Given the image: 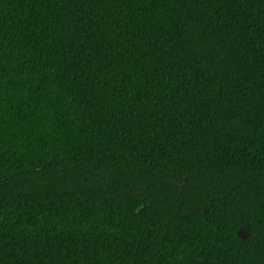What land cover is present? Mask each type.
<instances>
[{
  "label": "trees",
  "instance_id": "16d2710c",
  "mask_svg": "<svg viewBox=\"0 0 264 264\" xmlns=\"http://www.w3.org/2000/svg\"><path fill=\"white\" fill-rule=\"evenodd\" d=\"M0 264H264V0H0Z\"/></svg>",
  "mask_w": 264,
  "mask_h": 264
},
{
  "label": "flooded vegetation",
  "instance_id": "af4514ba",
  "mask_svg": "<svg viewBox=\"0 0 264 264\" xmlns=\"http://www.w3.org/2000/svg\"><path fill=\"white\" fill-rule=\"evenodd\" d=\"M239 235L241 236V237H243L244 239H248V234L246 233V232H244L243 230H240L239 231Z\"/></svg>",
  "mask_w": 264,
  "mask_h": 264
}]
</instances>
